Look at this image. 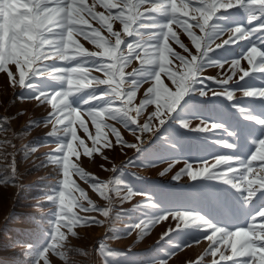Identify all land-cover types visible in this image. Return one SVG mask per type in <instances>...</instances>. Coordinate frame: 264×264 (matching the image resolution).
I'll return each mask as SVG.
<instances>
[{
  "label": "snow or ice",
  "instance_id": "snow-or-ice-1",
  "mask_svg": "<svg viewBox=\"0 0 264 264\" xmlns=\"http://www.w3.org/2000/svg\"><path fill=\"white\" fill-rule=\"evenodd\" d=\"M245 3L258 10L264 9V0H92L90 4L87 0H0V73H6L13 86L29 89L35 87L32 83L34 78H44L43 86L52 91H38L39 95L33 98L51 105L46 120L52 123V129L47 135L60 138L54 151L61 154H46L48 162L57 166V173L62 174V178L58 179L52 194L46 195V201L53 206L49 213L54 217L49 233L51 242L47 240L38 249L36 264L40 260L49 264V252L68 264V252L63 249H66L69 234L77 236L76 229L81 225L104 223L94 216L80 215L76 209L80 212H99L107 218L114 211L112 193L119 195L121 187L127 188V194L121 202L130 201L134 195L118 176L107 181L101 180L85 171L80 163L73 162L72 157L79 158L81 155L78 149H82L86 157H92L94 153L103 155V149L114 147L108 138L109 132L115 137L116 144L137 149L138 144L126 141L120 130L107 121L118 122L124 129L131 131L137 141L142 142L141 136L136 135L137 131L143 134L161 128L178 107L181 108V114L188 111L187 103L181 105L188 93L208 95L202 86L204 78L201 73L214 65L224 66L209 56L214 50L213 41L228 33L227 39L215 44V48H219L225 44H234L237 40H247L255 33L264 34V25L249 30L241 26L225 29L212 23L221 10ZM145 4L150 6L144 7ZM98 6L103 11H97ZM155 14L164 15L167 22L154 23ZM255 18L256 15L251 17ZM93 21L99 27H94ZM115 22L122 26V32L114 30ZM103 30L107 31V36L103 35ZM177 30L187 35L195 53L189 50ZM78 36H82L99 51H89L75 38ZM123 36L134 39L127 42ZM173 43L179 45L186 55L175 50ZM122 45H126V48H122ZM251 45L243 58L252 67L248 70L240 69L243 73L240 80L252 72L264 73V51L261 50L264 48V35L259 43ZM76 58H80L77 67L58 68L46 63L51 60L72 61ZM134 59L140 66L125 72L124 69ZM173 60L179 62L175 69L172 67ZM84 63L94 64L95 70L103 72L105 78L91 76L89 79L92 69L81 67ZM9 65H15V73L9 70ZM239 65V60L231 61L233 74ZM162 77L171 81L174 91L163 82ZM232 80V75L216 80L224 91L212 92V95H224L232 99L234 92L229 90V82ZM53 81L63 82L67 87L54 86ZM145 81H150V86L136 103L137 91ZM98 85L106 86L100 96L94 94ZM57 88L60 90L56 91ZM86 88L93 89L89 99L84 102L88 107H73L69 97ZM242 95L264 98V88L242 89ZM92 101L97 102L95 106H90ZM116 101H119L118 106ZM101 102L103 107L100 106ZM149 105H155V110L148 111L146 118L140 122V117ZM84 117L95 128V135L88 136L92 141L91 148L77 135V125L84 133H89ZM258 122L264 124V121ZM178 123L189 127L186 119H180ZM204 125L202 128L198 126L195 131L212 132L220 127L215 123L209 126L204 122ZM218 142L225 148L232 147L226 141ZM36 150L34 148L32 152ZM104 158L107 159L106 156ZM254 162H258V168L254 167ZM203 163L205 166L197 165L194 169L192 164L185 161L184 168L172 178L179 179L186 174L191 180L201 177L220 180L246 193L243 197L245 202L258 190L264 189V139L258 141V147L248 161L230 155H215L214 162ZM119 169V166H114L113 172ZM160 174L164 175V172ZM73 176L90 184L94 192L99 193L108 204L101 207L94 203L84 188L72 179ZM83 201H87V206ZM150 207V203L134 204L131 209L144 210ZM126 211L128 209L116 211L115 217L119 219ZM169 216L178 221L176 228L207 230L203 234L204 240L208 242L204 254L192 264H203L209 255L212 257L211 264H264V223H256L257 218L264 221V209L249 219L246 228L236 227L235 231L230 227H221L219 223L196 211H176L167 216H148L145 213V219L131 227L138 230V236H142L154 224H159ZM62 229H66V232ZM168 234L164 232L163 236ZM184 235L187 237L186 246L188 241L200 243L199 237L191 232ZM173 255V251L166 254L169 258ZM155 264H168V260H159Z\"/></svg>",
  "mask_w": 264,
  "mask_h": 264
},
{
  "label": "rangeland",
  "instance_id": "rangeland-1",
  "mask_svg": "<svg viewBox=\"0 0 264 264\" xmlns=\"http://www.w3.org/2000/svg\"><path fill=\"white\" fill-rule=\"evenodd\" d=\"M179 2V0H178ZM92 3V0H87ZM145 4L144 7H149ZM97 11H103L99 6ZM256 15L255 19H251ZM153 22L164 24L167 18L162 14H155ZM212 23L222 26V28H233L241 26L245 29H253L257 25H264V9H257L249 4H242L237 7L221 10ZM94 27L99 25L93 21ZM116 31L122 32L119 22L113 24ZM182 41L195 53L191 47V42L182 30H177ZM199 34V30L197 29ZM103 35L107 36L106 30ZM262 33H255L247 40H237L234 44H225L223 47L215 48V44L222 43L228 38V33L216 38L213 41L214 50L209 56L214 61L223 63V67L214 65L201 73L204 78L205 90L208 95H198L195 92L188 93L181 105H188V111L181 114V108H177L164 125L153 132L139 133L142 142L137 141L133 133L124 129L116 121L107 122L116 126L121 136L129 143L138 144V148L125 147L115 143V137L109 132L108 138L113 142V148L103 149V155L94 153L92 157L83 155V150L78 149L80 157H72L73 162L80 163L85 171L101 180H109L114 176L113 167L119 166L117 176L134 179L133 173L138 174L144 180L142 185L135 186L134 193L130 201H123L122 197L127 194V188L121 187L119 195L111 194L112 207L114 209L110 217H103L99 212H80V215L94 216L97 220L104 221L102 224L90 223L79 226L76 231L77 236L69 234L66 242L68 252V264H155L156 261L166 259L168 264H192L204 254L207 241L203 234L206 229L198 228H176L178 221L170 216L168 219L154 224L152 228L142 236H138V230L131 227L148 216L168 215L171 212L196 211L213 222L219 223L221 227H230L235 231L236 227H247L249 219L264 209V189L258 190L247 202L244 200L246 193H242L233 188L230 184H225L220 180L209 178H198L191 180L186 174L179 179H173L185 166V161L192 164L205 166L203 161L214 162L215 155H230L242 161H248L258 147V141L264 139V98L242 95V89L264 88V73L252 72L243 80L240 69L248 70L250 67L244 54L247 53L251 44L261 41ZM89 51H99L89 41L82 36L75 37ZM127 42H132L134 37L123 36ZM175 50L182 55H186L179 45L172 44ZM126 48V45H122ZM264 51V48L261 49ZM51 60L46 63L54 67H77V61ZM99 59V58H97ZM239 60V69L233 71L230 67L232 60ZM179 62L173 60L172 67ZM84 68L92 69L91 76L105 78L103 72L96 71L92 63L80 65ZM139 62L133 60L124 71L130 72L133 68H138ZM9 70L15 73V65H9ZM232 75L230 89L234 92L232 99L224 95H212V92H223L216 80ZM18 78V73H16ZM212 77L213 79H207ZM43 77L37 76L32 83L34 88H24L19 85L13 86L8 80L6 73H0V164L2 170H7L0 177V261L2 264H36L35 258L38 249L48 240L51 242L49 233L51 222L54 217L49 215L52 210L50 202L46 201V195L52 194V189L57 186L58 179L62 174L57 173V166L48 162L46 154L60 155L54 150L60 138L47 135L52 129V123L46 120L51 105L40 103L33 97L39 95L38 91H52L43 86ZM163 82L174 91L175 88L167 77H162ZM54 86H65L63 82H55ZM127 86V85H125ZM150 86V81L141 84L137 91V100L143 98L144 90ZM105 85L96 86L94 94L101 95V90ZM60 89L57 88L56 91ZM93 93L92 88L82 89L69 97V102L73 107H80L89 99ZM96 101H92L90 106H95ZM119 105V101L115 102ZM103 107V103L100 104ZM155 110V105H149L145 109V114L140 117V122L146 118L148 111ZM89 133H84L78 125L77 135L85 140L86 145L91 148L92 141L88 139L89 134L95 135V128L87 117H84ZM186 119L189 127H183L178 120ZM213 123L219 125L215 131L203 132L195 131L199 127H204ZM158 124V122H155ZM134 127V126H133ZM226 141L232 145L225 148L218 141ZM250 142L253 144L250 145ZM188 143H196L199 146H186ZM240 145V146H239ZM36 148L35 152L32 149ZM107 157L105 159L104 157ZM235 166V165H234ZM254 167L258 168V162H254ZM167 169V171H165ZM164 172V175L160 173ZM89 198L103 207L108 204L99 193L94 192L90 184H86L79 177L73 176ZM48 185L49 187H44ZM132 188V187H131ZM144 188V189H142ZM176 191V192H173ZM184 190L183 193L177 191ZM31 194V195H30ZM78 195V193H77ZM172 198L174 205L166 207L164 200ZM87 206V201H83ZM151 204L152 207L144 210L131 209L134 204ZM128 209L119 219L115 217V212L121 209ZM256 223H264L257 218ZM174 229V231H169ZM66 232V229H62ZM168 232L167 236H163ZM186 232H191L199 237L200 243L185 241ZM179 233L178 237L174 234ZM172 234V235H171ZM180 245L179 248L177 246ZM42 250V249H41ZM174 255L169 258V252ZM49 264H66L65 260L49 252ZM212 257L206 256L203 264H211ZM39 264H44L43 260Z\"/></svg>",
  "mask_w": 264,
  "mask_h": 264
},
{
  "label": "trees",
  "instance_id": "trees-1",
  "mask_svg": "<svg viewBox=\"0 0 264 264\" xmlns=\"http://www.w3.org/2000/svg\"><path fill=\"white\" fill-rule=\"evenodd\" d=\"M253 143L252 142H250V145H252ZM186 146H191V145H193V146H199L198 144H196V143H188V144H185ZM240 146V145H239ZM7 172V170H2V165L0 164V177L3 175V174H5ZM118 172H119V170H118ZM114 174V176H117V172H114L113 173ZM133 175L135 176V178L134 179H132V178H128V176L127 177H124L123 179H121L123 182H124V184L127 186V187H129L132 191L133 190H135V191H137V189H134V187L135 186H140V185H142V182H144V180L143 179H141V177L142 176H140V175H138V174H135V173H133ZM120 178V177H119ZM145 183V182H144ZM146 184V183H145ZM44 187H49L48 185H44ZM132 187V188H131ZM142 189H144V188H142ZM173 192H176V191H174L173 190ZM178 193H183V192H185L184 190H179V191H177ZM31 195V194H30ZM171 197L170 198H168L167 200H164L163 202H164V204H165V206L166 207H172V205H174V203H173V201L171 202ZM123 209H125V208H123ZM172 235V234H171ZM180 234L179 233H175L174 234V236L175 237H178ZM0 264H2V262L0 261Z\"/></svg>",
  "mask_w": 264,
  "mask_h": 264
}]
</instances>
